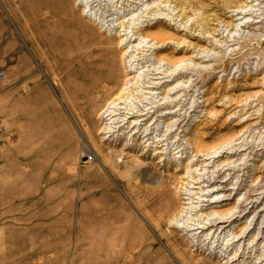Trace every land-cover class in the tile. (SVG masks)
Here are the masks:
<instances>
[{"label": "rangeland", "instance_id": "374dc122", "mask_svg": "<svg viewBox=\"0 0 264 264\" xmlns=\"http://www.w3.org/2000/svg\"><path fill=\"white\" fill-rule=\"evenodd\" d=\"M107 35L119 106L158 108L135 135ZM0 128V264H264V0H0Z\"/></svg>", "mask_w": 264, "mask_h": 264}, {"label": "bare ground", "instance_id": "6f19581e", "mask_svg": "<svg viewBox=\"0 0 264 264\" xmlns=\"http://www.w3.org/2000/svg\"><path fill=\"white\" fill-rule=\"evenodd\" d=\"M237 7V6H236ZM239 8V7H237ZM84 14V13H83ZM238 14H241L238 12ZM118 33V32H117ZM125 34V33H124ZM135 34V33H134ZM133 34V35H134ZM117 35V34H116ZM127 35V34H126ZM132 35V36H133ZM161 34L160 33H153V34H147V35H140L142 38L144 39H148L150 42L154 41V42H160L158 41L159 37ZM132 36L128 39L127 37L125 39L122 38V35L119 36L117 39V42L114 43V36L111 35H107V44L102 45L101 44H93L94 46H92L88 52H86V57L88 58V56L90 57V54L94 53L97 54L98 57L96 58L95 62H98V71L101 73L102 77L104 78V93L106 94H113L116 91L120 90L121 85H123V87L121 88V91L119 93V95H117V97H115L114 99H112L108 106L105 107V109L101 112L102 117H106L109 116L108 119L110 121V124H107V128H113L116 126V124H118V127L123 128L124 124H127V126H125L124 128H129L130 130L129 132H133V135L138 134L139 133V129L137 128V125L140 124L141 121H144V124L147 121H152V119H154V114L157 112V105L156 106H151L150 108H145V107H139L137 105V107L132 108V107H123L124 109H122V106L120 107L119 104L122 101H125L126 98L128 97L129 93H132L133 89L132 87V81H134V76L129 77L127 79H125L126 81L123 80L124 76H128L129 74H133V70L134 68L132 67V64L129 66H126V64L123 63V56L128 52V48L127 46L130 45V47H135L134 45H132L131 43H133L135 41L131 40ZM135 36V35H134ZM133 36V37H134ZM88 39V38H87ZM142 41V40H140ZM79 42V41H78ZM89 42V39L88 41ZM93 42V41H91ZM127 42V43H126ZM138 44V43H137ZM74 45V44H73ZM78 45V44H77ZM75 46V45H74ZM89 46V45H88ZM75 48V47H74ZM80 48V47H79ZM86 48V47H84ZM83 48V49H84ZM122 48H126L125 52H123V54L120 55V52L122 50ZM82 48H80L81 50ZM87 49V48H86ZM78 50V51H80ZM83 51V50H82ZM81 52V51H80ZM76 53V50H75ZM82 53V52H81ZM83 54V53H82ZM85 54V53H84ZM78 55V54H77ZM80 55V53H79ZM94 56V55H93ZM128 56V55H127ZM81 57V56H80ZM85 57V56H84ZM95 58V57H93ZM92 57L90 58L93 59ZM130 58V57H129ZM78 59V57L76 58ZM85 59V58H84ZM163 59V58H162ZM160 59V60H162ZM87 60V59H86ZM92 61V60H91ZM78 62V61H77ZM181 63V60L176 61L175 64ZM93 64V63H92ZM129 64V63H128ZM75 65V64H74ZM85 65V63H84ZM94 65V64H93ZM76 66V65H75ZM88 66V65H87ZM83 67V66H82ZM81 67V68H82ZM79 68V67H78ZM89 68V67H88ZM94 68V66L92 67ZM91 68V69H92ZM90 69V68H89ZM96 69V68H94ZM84 70V68H83ZM136 70V69H135ZM87 71V70H86ZM96 74H98L97 72H95ZM78 75V74H77ZM80 76V75H79ZM97 76V75H96ZM99 76V75H98ZM97 76V77H98ZM78 77V76H77ZM100 78V77H99ZM99 80V79H98ZM97 81V80H96ZM101 81V80H100ZM102 82V81H101ZM126 86V87H124ZM148 87V86H147ZM99 92V91H98ZM91 95V94H90ZM170 100V99H169ZM169 102V101H168ZM167 104V103H166ZM159 106V105H158ZM152 109V110H151ZM123 110V111H121ZM168 113V112H167ZM158 116V115H157ZM157 120L154 119V122ZM153 122V123H154ZM115 125V126H113ZM117 128V127H116ZM138 129V130H136ZM141 129V128H140ZM122 130V129H121ZM111 131V130H109ZM144 132V131H143ZM142 135V134H141ZM147 135V134H146ZM145 135V136H146ZM187 140L189 142L190 147L193 149V151L195 152V154L197 153H203L205 155H209V154H213L212 156H209V158H219V156L222 155H215L216 154V150L218 149H214V150H201L198 145L197 142H195L194 140H191L189 137H187ZM82 145L83 148L85 149L86 153L88 152V145L86 144V142L83 140L82 141ZM83 156V155H82ZM81 156V157H82ZM222 168H220V170L218 171V173L221 174L222 172ZM219 174V175H220ZM213 175V174H212ZM213 178V177H212ZM211 178V179H212ZM217 180H213L211 183H216ZM220 182V181H218ZM222 182V181H221ZM210 183V184H211ZM165 189V188H164ZM220 189H223V187L217 188V190H213L214 192L219 191ZM212 192V193H214ZM252 202V201H251ZM213 202H209V204H211ZM208 204V205H209ZM243 206V205H241ZM214 213L218 214V217H214V218H210L208 219V222L206 223H200L202 224V226L196 227V228H190V230H199L197 231V233H202L204 231H206V229H208L209 231L212 230V228L215 226L217 228L220 229L219 234L222 233V231L227 228L235 219L233 217V215H235V212L233 209H228L227 211H217L215 210ZM205 219V218H204ZM214 227V228H215ZM246 229V228H245ZM188 230V231H190ZM216 231L213 230V233ZM239 233H243L244 232V228L238 231ZM243 237V236H240ZM210 238H213L212 236ZM262 253V252H261ZM261 255V254H260ZM261 257V256H260ZM262 261V260H261Z\"/></svg>", "mask_w": 264, "mask_h": 264}, {"label": "built area", "instance_id": "2783aa9c", "mask_svg": "<svg viewBox=\"0 0 264 264\" xmlns=\"http://www.w3.org/2000/svg\"><path fill=\"white\" fill-rule=\"evenodd\" d=\"M2 130H1V128H0V143H1V141H2V139H1V136H2V132H1Z\"/></svg>", "mask_w": 264, "mask_h": 264}, {"label": "crops", "instance_id": "0c3cea01", "mask_svg": "<svg viewBox=\"0 0 264 264\" xmlns=\"http://www.w3.org/2000/svg\"><path fill=\"white\" fill-rule=\"evenodd\" d=\"M15 124L17 125V121L15 122Z\"/></svg>", "mask_w": 264, "mask_h": 264}]
</instances>
